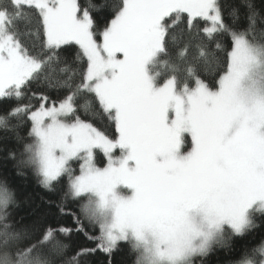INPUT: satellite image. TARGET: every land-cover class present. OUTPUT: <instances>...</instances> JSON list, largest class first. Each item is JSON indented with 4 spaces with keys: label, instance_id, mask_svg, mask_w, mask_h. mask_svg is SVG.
<instances>
[{
    "label": "snow or ice",
    "instance_id": "6c2138e0",
    "mask_svg": "<svg viewBox=\"0 0 264 264\" xmlns=\"http://www.w3.org/2000/svg\"><path fill=\"white\" fill-rule=\"evenodd\" d=\"M8 101L0 151L59 196L25 223L0 183V264H264L231 243L264 228V0H0Z\"/></svg>",
    "mask_w": 264,
    "mask_h": 264
},
{
    "label": "trees",
    "instance_id": "16d2710c",
    "mask_svg": "<svg viewBox=\"0 0 264 264\" xmlns=\"http://www.w3.org/2000/svg\"><path fill=\"white\" fill-rule=\"evenodd\" d=\"M78 2L83 5L87 3V0H78ZM257 38L259 39V33H257ZM76 48V46L72 45L69 50L74 51ZM194 54L195 50L193 49L189 55ZM12 103V101L0 102V107H9ZM21 135L25 137V142H30V138L27 137L26 128L21 129ZM8 146L16 149L18 154L22 151L21 145L15 141H10ZM96 160L99 166L104 164V160L99 153H96ZM75 164L73 163V166ZM18 171L24 172V175H18ZM0 183H6L15 192V204L9 209L12 213V218L25 223H31L42 212L50 210L48 201L56 200L59 196V192L52 193L45 191L39 185L37 177L33 175L30 169L18 165L17 161L6 159V154L2 151H0ZM261 235H264V228H261L257 233H252L242 238L237 237L231 243L239 250L243 244L246 242L250 244ZM70 243L71 247L68 250L69 257L80 247H95V244L90 243L82 235H73ZM108 260L109 257L103 252L97 251L95 255L81 257L80 264H108ZM111 261L112 264H135V254L129 251L127 244H121L120 250L112 255ZM197 264H200V262L197 261ZM205 264H230V253L225 248L216 247L207 258Z\"/></svg>",
    "mask_w": 264,
    "mask_h": 264
},
{
    "label": "rangeland",
    "instance_id": "374dc122",
    "mask_svg": "<svg viewBox=\"0 0 264 264\" xmlns=\"http://www.w3.org/2000/svg\"><path fill=\"white\" fill-rule=\"evenodd\" d=\"M76 47H78V46H76ZM189 143H190V138H189ZM96 153L101 154V156H102V158L104 160V164L102 166H99L98 164H97V166L98 167H104L106 165V162H107L106 157H104V154H103V152L101 150L97 149L96 152H95V159H96ZM115 155H117V156L119 155V151L118 150H115ZM96 162H97V160H96ZM73 163L74 164L76 163L73 166V168L76 170V174H79V162H73Z\"/></svg>",
    "mask_w": 264,
    "mask_h": 264
},
{
    "label": "bare ground",
    "instance_id": "6f19581e",
    "mask_svg": "<svg viewBox=\"0 0 264 264\" xmlns=\"http://www.w3.org/2000/svg\"><path fill=\"white\" fill-rule=\"evenodd\" d=\"M101 252V251H100Z\"/></svg>",
    "mask_w": 264,
    "mask_h": 264
}]
</instances>
